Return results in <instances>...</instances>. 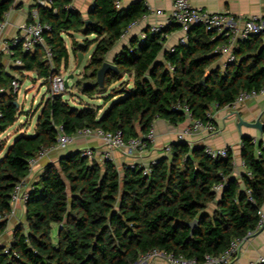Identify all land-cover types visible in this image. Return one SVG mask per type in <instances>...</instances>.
<instances>
[{
    "label": "trees",
    "instance_id": "16d2710c",
    "mask_svg": "<svg viewBox=\"0 0 264 264\" xmlns=\"http://www.w3.org/2000/svg\"><path fill=\"white\" fill-rule=\"evenodd\" d=\"M13 3L0 0V22ZM71 3L53 0L52 7H32L48 26L44 37L52 59L45 58L42 46L30 52L15 46L13 57L23 63L19 72H34L50 86L53 77L69 67L65 36L76 33L84 39L72 40L74 54L95 44L76 86L93 97L120 83L105 97L110 102L106 108L74 105L66 93L48 94L33 133L18 136L0 158L1 216L11 212L12 192L29 176V159L54 146L61 132L72 135L89 127L122 131L126 139L139 137L157 118L172 125L185 122V112L175 108L177 104L206 121L213 105L225 107L241 91L264 86L261 36L240 41L234 62L208 71L220 56L215 49L223 36L212 39L213 32L195 25L186 43L164 50L167 35L176 27L169 25L159 33L145 29L143 40L132 37L114 58L118 73L109 71L100 88L97 71L108 52L148 9L143 0L127 9L117 7L116 0H94L88 16L91 23L86 25ZM11 82L0 95V134L19 115L18 92ZM85 82H89L86 87ZM253 139L242 137L245 171L238 177L231 148L226 158H212L204 145L188 141L172 142L170 153L157 158L146 175L139 167L119 169L112 159L90 160L81 150L67 151L57 162L45 164L32 181L25 226H17L8 253L0 247V264H135L153 249L199 261L205 254L218 255L258 223L257 212L264 203V149L258 153L260 144ZM4 149L2 142L0 153ZM218 185L221 190H216ZM212 203L216 208L210 213L206 209ZM195 219L199 222L191 233L189 223ZM56 223L61 228L55 243L52 225ZM7 224L8 219L0 220V235Z\"/></svg>",
    "mask_w": 264,
    "mask_h": 264
},
{
    "label": "built area",
    "instance_id": "2783aa9c",
    "mask_svg": "<svg viewBox=\"0 0 264 264\" xmlns=\"http://www.w3.org/2000/svg\"><path fill=\"white\" fill-rule=\"evenodd\" d=\"M35 5L52 7L53 0H36ZM116 6L119 4L116 1ZM157 14H163L162 11H157ZM7 15V14H6ZM6 15L4 19L0 22V34L4 30L7 24ZM169 22L179 26L183 35L179 39V43H186L188 41L189 32L191 28L195 25H203L207 31L213 32V38L218 36H223L226 42L217 46L215 53L222 57V67H226L229 63L236 60L235 48L238 43L242 40L251 38L252 36H261L264 41V17L259 15H252L248 17H238L231 15L227 12H209L207 10L194 7L189 0H173V6L169 13ZM136 22L132 23L129 27L133 26ZM164 24L155 23L150 25L147 29L150 33L162 32ZM48 26L41 22L38 9L34 7L29 15V22L25 24L20 33L15 36L10 42H6L4 50L9 56L14 55V47L20 46L23 52L34 51L37 46H42L45 49V58L52 59L51 51L46 47L44 33ZM128 30V29H127ZM127 30L123 33L124 36ZM142 40L146 38L147 31L143 30L138 35ZM169 50H174V47ZM14 63L18 66H22V61L19 58L14 59ZM66 75L62 71L55 75L51 81L49 94H62L68 89L65 86ZM11 86L14 92H19L20 82L19 79L15 78L11 82ZM3 91V90H1ZM264 93V86L257 90H243L235 98V100L222 108L237 107V105L242 102L252 99L260 94ZM216 108L217 105H213ZM175 108L182 109L186 115V121L188 122L186 126L177 133V141H188L194 142L198 136L201 135H212L217 133L218 128L214 122L212 111L209 110L206 115L208 120H202L195 118L188 106H182L177 104ZM1 116V112H0ZM98 137L104 147L103 151H97L94 148L86 147L81 150V154L90 160H106L112 159V150L116 148H121L126 150L129 155L138 153H143L150 146L154 145L157 140L156 130L154 124L142 136L132 137L126 139L122 131H104L102 129L96 128H83L79 129L72 135H68L61 132L58 136L57 143L49 148H42L39 152L31 157L28 161L29 163V175L33 172L37 164L50 154L54 150H67L69 146L75 141L76 138H88V137ZM253 141L256 144H260V148L257 150L260 153L261 149H264V138L256 139ZM243 144V143H242ZM171 151V145L167 144L164 147V154H169ZM205 152L212 158H226L228 156V148H214L211 146H205ZM156 159L149 161L147 164H138L132 162L130 166L132 168L139 167L143 169V173L149 174L152 170V165L155 163ZM250 175V172H247ZM29 177V176H28ZM24 178L21 180L14 188L11 197V212L8 215L1 216L0 220L10 219V217L15 214L16 207L18 204H26L29 198V179ZM222 185L216 186V190H221ZM250 201L253 199L250 197ZM259 219L256 227L253 230L248 231V233L239 238L233 239L228 247L218 255L205 254L203 259L199 261L197 258H186L183 255L167 254L160 250L153 249L140 256L139 260L135 264H143L149 261H154L158 259H164L170 264H231L233 260L239 255L242 245L244 242L254 235L256 232L264 228V210L262 207L258 209L257 212ZM61 227V225H60ZM10 250V244L4 246V252L8 253ZM251 264H264V255L257 258Z\"/></svg>",
    "mask_w": 264,
    "mask_h": 264
},
{
    "label": "crops",
    "instance_id": "0c3cea01",
    "mask_svg": "<svg viewBox=\"0 0 264 264\" xmlns=\"http://www.w3.org/2000/svg\"><path fill=\"white\" fill-rule=\"evenodd\" d=\"M119 4V8L127 9L131 4L140 0H116ZM148 11L146 14L136 21V23L129 27L127 33L120 38V40L114 45V47L108 52L106 59L113 61L116 55L123 49L125 45H128L132 37L138 36L140 32L147 29L150 25L155 23H161L165 26H176L172 32H170L164 42V50L179 44V39L183 35V32L178 25L169 22V13L173 6V0H143ZM190 3L197 8L207 10L209 12H227L231 15L238 17H248L252 15H259L264 17V0H189ZM36 4V0H14L12 8L8 11L6 18L7 24L4 30L0 34V95L1 90L8 88L11 81L15 78L19 79L22 75L18 68L20 66L14 63V57L9 56L4 50L6 42H10L15 36H17L22 27L29 22V15L32 7ZM72 7L76 9L84 20L88 19L91 8L93 7L94 0H72ZM157 11H162L163 14H157ZM95 38V36H91ZM67 39V47L69 50V64L73 62L77 64L76 54L73 53L72 40L83 41L84 37L81 34H74L73 36H65ZM225 39V38H224ZM226 40V39H225ZM224 40V41H225ZM68 41H71V46L68 45ZM218 43L217 46L222 43ZM226 42V41H225ZM95 45V44H94ZM89 54V60L91 57ZM86 52L84 53L85 58ZM83 58V60H84ZM162 57H160L161 59ZM222 57L219 56L216 62L208 69L213 70L217 67H221ZM62 68L61 71H63ZM31 72H25L27 75ZM8 81V82H7ZM103 110V109H101ZM214 122L218 128L217 133L212 135H201L196 138L195 143L202 144L204 146H211L214 148H231L234 156V175L240 176L245 171L244 162L241 157L242 137L244 135L251 136L256 139L264 138L258 129L242 126L241 129L237 126V117L234 112L238 111L246 120L256 121L260 120L264 123V93L260 94L252 99L246 100L237 107L233 108H216L211 107ZM188 122L185 121L178 125H172L163 118H157L154 122V128L157 134L156 143L150 146L143 153H137L129 155L126 150L116 148L112 150V157L115 164L119 169L123 165H130L132 162L138 164H147L149 161L157 159L164 155V147L167 144L177 141V133L180 132ZM9 142V140H8ZM7 145V143H6ZM86 147L94 148L97 151H103L104 147L101 140L98 137L88 138H76L75 141L69 146L67 150H54L50 152L47 158L41 160L34 168L33 172L29 175L30 186L42 167L49 162H57L58 159L67 151L82 150ZM97 160H99L97 158ZM216 208L214 203L209 204L207 211L210 213ZM264 210V203L262 205ZM26 207L24 204H18L15 214H13L8 220L7 228L5 232L0 235V247L11 243L14 237V232L19 225L26 223ZM60 230V224L52 225L53 241L57 242L58 232ZM264 255V228L256 232L250 238H248L242 245V249L239 255L233 260L231 264H251L260 256ZM143 264H170L164 259H158L149 261Z\"/></svg>",
    "mask_w": 264,
    "mask_h": 264
},
{
    "label": "rangeland",
    "instance_id": "374dc122",
    "mask_svg": "<svg viewBox=\"0 0 264 264\" xmlns=\"http://www.w3.org/2000/svg\"><path fill=\"white\" fill-rule=\"evenodd\" d=\"M93 37H90L92 39ZM67 42V39H66ZM68 45L71 46V41H68ZM95 49L93 44L89 50L86 52L85 58L82 61L80 67L76 69V65L73 62L69 64L67 69H63L62 73L68 77L70 74H74V78L69 80L70 88L65 92L66 97L77 106L91 105L94 107L106 108L110 102H105V97L110 93L112 87L117 86L120 82L115 83L107 91L98 93L97 95L90 97L81 91L79 86H76L78 79L82 78L85 74V67L89 63V54ZM72 56L73 52H72ZM77 60V56H76ZM127 76L124 80H127ZM132 79H130L131 81ZM20 89L17 95V104L19 106V115L17 121L10 126L4 133L0 134V143H4L5 149L0 153V158H2L9 146L13 144L15 139L22 133L27 132L29 134L33 133L36 120L40 115L42 104L47 99L50 86L44 84L43 80L38 79L34 72L27 75H22L19 78ZM9 140V142H8ZM7 143V145H6ZM43 160V159H42Z\"/></svg>",
    "mask_w": 264,
    "mask_h": 264
},
{
    "label": "water",
    "instance_id": "95a60500",
    "mask_svg": "<svg viewBox=\"0 0 264 264\" xmlns=\"http://www.w3.org/2000/svg\"><path fill=\"white\" fill-rule=\"evenodd\" d=\"M93 8V7H92ZM91 8V10H92ZM90 10V12H91ZM91 23V20H85V24L88 25ZM77 64H76V69H78L83 61L84 58V52L79 51L77 52ZM109 71H115L116 73H118V67L117 65L114 63L113 61H109L108 59H105V61L103 62L101 68L97 71V76H96V84L101 88L104 87V82H105V77L107 75V73ZM74 78V74H70L67 79L65 80V86L67 89L70 88L69 86V80ZM149 78V77H147ZM89 82H85L84 86H88ZM15 104L18 106L17 102H15ZM234 115L237 117V126L239 129H241L242 126H247V127H252V128H256L258 129L262 134H264V123L261 122L260 120H256V121H249L246 120L238 111L234 112ZM199 220L195 219L194 221L189 223V226L191 227L193 232V229L195 228V226L198 224ZM61 228V227H60Z\"/></svg>",
    "mask_w": 264,
    "mask_h": 264
}]
</instances>
